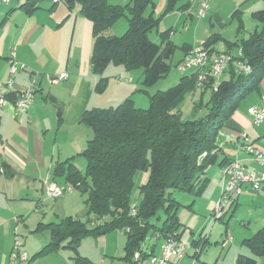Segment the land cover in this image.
Here are the masks:
<instances>
[{"label":"crops","instance_id":"obj_1","mask_svg":"<svg viewBox=\"0 0 264 264\" xmlns=\"http://www.w3.org/2000/svg\"><path fill=\"white\" fill-rule=\"evenodd\" d=\"M25 1L8 0L7 3L5 0L0 1V13L6 8L10 9L9 13L5 10V16L0 26L10 19L16 22L15 27L11 30H9V26L6 32L3 29L1 30L4 32L0 30V82L7 78L9 56L12 52L14 53L13 57L25 64L26 67L15 74L13 84L5 87V92L24 91L29 87L30 80H35L33 85L34 102L27 111L24 110L14 117L11 102L6 103L0 109V164L5 169L4 172H0V234L5 239L0 247V264L7 262L6 255L11 247L12 227L15 231L18 230L16 228L18 223L27 226L25 217L34 211L37 214L40 210L42 211V206L47 204V200H43L41 196L45 193L46 184L53 180L52 172L55 165L58 162L71 159L80 169L79 164L82 162L79 159L83 157L80 152L86 147L87 141L91 137L90 128L81 121L83 112L101 106L105 102L112 104L118 99L104 96L110 85L125 87L124 90L130 91V88H135L132 87L133 75H139L136 72L132 74L130 70L121 65L109 67L110 64L100 73L92 71L90 62L93 45L92 25L80 13L79 4L77 6L74 4L69 8L67 4L60 5V1L53 3L51 0H47L49 4H43L40 0L37 2V8L28 13L20 8ZM107 1L111 4H125L128 0ZM150 1L151 5L147 7L145 14L152 11L153 15L158 18V24L153 28L155 37L151 40L159 42L160 34L169 32L168 40L181 50L178 62L184 56L185 49L191 46H202V43L213 33L220 37L210 46L214 52L227 50L226 41L236 42L246 39L250 33L260 30L261 27L260 22L255 20L252 14L264 9V0H210L206 14L198 18L195 14L197 1L189 3L188 0H177L174 8L170 11H165L167 0ZM4 4L7 6L6 8ZM48 14L50 16H47ZM227 26L230 27L229 35H226ZM118 27L115 28L112 25L107 33L119 35L118 32H124L127 28V20L124 23L121 22ZM180 27L182 31L177 32V28ZM178 34L180 41L177 39ZM237 49L234 46L231 51L235 53ZM63 72L67 73L66 78L50 82V78L58 77ZM182 72L184 73L181 77L194 73L193 70ZM110 74H114L115 77L119 76L118 80H127V82H114L113 79H109ZM141 75L143 72L140 77ZM228 77L229 72L226 70L217 78L216 82ZM128 81L131 84H128ZM103 82H105V87L99 92L97 86ZM135 90L145 93L147 98L156 92L151 93L150 90L147 91L144 88L142 90L140 87ZM117 91L119 90L114 93ZM195 94L200 95L199 90L192 95ZM123 96L129 98L127 93ZM263 100L264 75L256 88L248 91L238 100L226 126L219 131L216 139L215 160L205 168L206 183L200 193L195 195L184 192L183 201H181L184 203L179 202V205L184 204L182 215L188 216L181 218L176 211L179 226L182 227L180 231L178 227L177 232L180 241L184 244L188 243L189 248L183 258H171L167 264H194L195 262L190 259L199 260L202 251L205 250L206 243L211 242L208 235L204 234V229L210 222L209 212L214 208V203L224 184L220 168L225 162L236 158L245 168L264 173V165L256 162L249 152L239 148L242 141L239 134L244 131L248 142L264 150V119L258 125L252 124L250 115L246 111L247 107L257 106ZM54 181L59 184L65 183L62 179ZM261 190L264 191V185ZM259 191L251 189L248 184L244 183L241 185L240 195L243 193V197H250L251 193H257L251 197H263L262 200H264V196L260 195ZM65 195L66 193L63 196ZM238 196L233 203L235 205L238 204ZM59 198L48 199L58 200L57 203L62 204H65L69 199L59 200ZM33 204H35L34 209L31 208ZM233 204L228 205V209ZM67 210H63L64 213H55L53 209L51 219L38 221L31 231H44L43 229L36 230L39 222H57L59 216L68 215L69 210ZM17 212L22 214H18L21 218L16 222ZM43 216L48 215L44 213ZM222 216L219 220L223 219ZM16 217L18 218V216ZM53 217L57 219H52ZM263 226L264 216L256 222L254 228L256 231L253 230L256 233ZM245 229L246 231L242 232L238 239L234 235L230 236L231 241L228 243L230 246L227 255L222 254L221 250L218 252L213 250L214 252L206 260H203V264H210L215 255L214 264H219V260L222 264L227 259L232 264H236L235 259L239 254L252 255L244 243L245 239L255 234L249 233V221L245 223ZM185 234L186 236H184ZM184 237L187 238V241L184 240ZM48 240H50L49 234L43 240H36L33 249L35 253L31 254L32 258H29L28 255L27 264L36 263L37 260L33 259L40 255L35 254L49 242ZM149 241L150 243L145 244L147 252L157 254L161 250L162 240L150 238ZM198 245L201 250L199 253H195V246ZM23 248L25 249L24 244ZM62 249L67 248H58L51 252L57 253ZM212 249H217V247ZM256 264H264V256L256 257Z\"/></svg>","mask_w":264,"mask_h":264},{"label":"trees","instance_id":"obj_2","mask_svg":"<svg viewBox=\"0 0 264 264\" xmlns=\"http://www.w3.org/2000/svg\"><path fill=\"white\" fill-rule=\"evenodd\" d=\"M39 1L26 0L20 8L29 13ZM64 1L69 8L78 3L80 13L91 22L90 62L94 73L102 72L109 64L128 70L142 68L141 83L147 87L169 72V60L176 45L168 40L169 32L161 33L159 42L148 37V32L158 24L152 11L145 14L150 0H128L125 4H111L107 0ZM176 1L167 0L165 11L172 10ZM121 16L127 18L124 33L108 34L107 30ZM252 16L260 22V30H254L246 39L226 41V51L235 46L242 55L234 56L229 63L227 79L216 82L211 78L199 90L197 102L205 107L200 116L183 119L179 109L185 94L194 87L195 73L183 75L167 89L156 90L150 95L147 108L136 107L127 98L117 106L93 107L83 112L81 121L91 130V137L80 152L86 160L85 171L81 173L68 159L55 165L52 178L62 179L87 194L84 200L89 226L69 214L57 222H39L36 230H48L50 240L35 255L69 248L78 264H92L78 253L81 240L87 235L121 229L126 234L124 259L130 264H142L152 254L144 249L147 238L163 240L177 231L179 202L173 196L174 191L200 193L206 183L205 168L215 160L219 131L226 126L238 100L256 88L264 75V9ZM218 39L219 35L213 33L202 46L213 52L210 46ZM238 59L248 64V73L236 71L234 60ZM104 87L105 82L100 83L97 90L100 92ZM206 93L209 95L204 103ZM6 97L13 100L16 92L6 93ZM0 167L4 169L1 164ZM138 170H147L148 176L139 187L141 201L137 213L131 215V195ZM158 211L163 213L161 225L152 221ZM160 218L157 216V220ZM244 243L252 255L239 254L236 264H256V257L264 256V226ZM136 250L140 252L137 261L133 259Z\"/></svg>","mask_w":264,"mask_h":264},{"label":"rangeland","instance_id":"obj_3","mask_svg":"<svg viewBox=\"0 0 264 264\" xmlns=\"http://www.w3.org/2000/svg\"><path fill=\"white\" fill-rule=\"evenodd\" d=\"M41 2H43V4H49L47 0H42ZM1 4L3 3L1 2ZM63 4H66V2L64 0L63 1L60 0V5H63ZM75 4L77 6L78 3H75ZM4 6L5 8L7 7L5 4ZM5 10L7 11V13L10 12V9L8 8H6ZM5 10H3V12L0 13V23L3 17L5 16ZM47 16H50V15L48 14ZM126 20H127L126 16H121L114 23L115 28H119L118 25H120L121 22L123 23L126 22ZM15 23L16 22L13 19H10L9 21L7 20L3 25L0 26V30L3 29L6 32L8 30V26L10 28L9 30H11V28L15 27ZM228 26L226 27L227 28L226 35H229L230 33L229 31L230 27ZM4 31L1 30V32H4ZM181 31H182L181 27L177 28V32H181ZM118 33L119 35H121L124 32L122 31ZM148 35L150 39H154L155 29L150 31ZM177 39L178 41H180L179 40L180 35L178 36ZM13 49H15V47H13ZM180 57H181V50L180 48H176L174 51V54L169 60L171 63V68L169 72L163 77L159 78L154 84L147 86V87H144L140 82L142 78V75L140 77V74H142V68L131 69L130 71L132 72V74H135V72L139 74L138 76L133 75L134 80L132 83L133 85L132 87H135V88H130V91H129L128 89L124 90L125 87H115L113 85L112 86L110 85V88L108 89L106 87L107 91L105 89L106 92L104 93L105 95L104 94L103 95L110 97V98L115 97V99H118V100H116L115 102H112V104H109V102L108 103L105 102L104 104H101V106H98V107H109V105L117 106L118 103L128 98V96L126 98H124L125 96H123L124 94L127 93L133 103L132 105L136 107L147 108L149 105V99H148L149 97L147 98L145 93L136 91L135 89L140 87L142 88V90L144 88L145 90L147 91L150 90L151 93H153L154 91L158 89L164 90L176 84L178 82V79H180L181 75L184 73L180 71L177 67V62ZM114 66L115 65H112V64L109 65V67H114ZM110 75L111 76L109 77V79L111 80L113 79L114 82H121V81H123L124 83L127 82V80H118L117 77L119 76L115 77L114 74H110ZM128 84H131V83H129L128 81ZM113 90L115 91L119 90V91L114 93L115 91ZM208 95H209L208 93L204 94V97H203L204 103L208 100ZM98 96H101V94H98ZM103 98H106V97H103ZM197 101H199V94H195V95H191L190 93L185 94L183 101L179 105V109L181 111V117L183 119L195 118L205 112V107L203 106V104L200 105L199 102ZM196 102H197L198 107L194 109V104ZM79 160H81L82 162V164L81 163L79 164L81 173H84L86 161L84 160L83 157H81ZM147 176H148L147 170H138L134 177V183H133L134 187L132 190L131 199H132V202L136 204H139L141 201V193H140L139 187L147 181ZM183 194L185 193L181 191H174L173 196L178 202L184 203V202H181L183 201V197H182ZM251 194H252L251 196L257 195V193L256 194L251 193ZM259 194L264 196V191L263 190L259 191ZM86 196H87L86 193L82 194L78 189L74 188L71 192H67L65 196L59 198V200H62L63 198H67V199L69 198L67 202H65V204H62V203H57L58 200L54 201V199H48L46 196V193L42 194L41 198L43 200H47V204L42 206V211L40 210L37 214L34 211L33 213L29 214V216H26V217L24 216L26 218L25 223L27 224V226H25L23 223H20V224L18 223L17 224L18 227L16 226L18 230H15V231L12 227V233H11L12 240H11V247L8 252V255L12 249L15 238L18 237L20 239V242L24 244L25 249L27 250V253L29 255V258L30 257L32 258L33 255L31 254L35 253L33 249L35 247L36 240L37 241L43 240V238L47 237L49 233L47 230H44L42 232L40 231L32 232L31 230L35 228V225L37 224L38 221L42 219H44V221L50 220L51 219L50 216L53 214V209L55 213H64L63 210L68 209L70 213V214L68 213L69 215H72L78 218L79 220L83 221L86 224V226H89V222L87 218L88 213H86L87 207L85 205V200H84L86 199ZM251 196L243 197V193L241 195L239 194L238 204L237 205L233 204L229 209L227 207L228 204H226L222 211V214H223L222 220H219V218H215L212 215L213 209L212 211L209 212L208 216L210 217V222L205 227L204 234L208 235L211 242L206 243L205 250L202 251L199 260H195L193 258L190 259L192 262H195L194 264H203V260L204 259L206 260V258L214 251L218 252L219 250H221L222 254L227 255L229 252L228 247L230 246V244L228 243L229 241H231V239H229L230 236L234 235L235 238L238 239L241 233L246 231L245 223H247L248 221L250 222V232L249 233H252V234L255 233L256 230L254 228L256 226V222H258V220L264 216V200H262L263 197L255 198ZM219 197L220 195L218 196L217 200L219 199ZM215 203H214V206H215ZM34 205L35 204L32 205L31 207L32 209H34L35 207ZM183 205L184 204H180L178 206L177 214H179L181 218H184V217L186 218L188 215L186 216L182 215V212H184ZM20 213L17 212V215H16L18 216V220L19 218H21L18 215ZM44 213H47L48 216H43ZM66 216L68 215H65L63 217H66ZM157 216H161V218L157 220ZM157 216H154L152 218V221L155 222L157 225H161L162 224L161 222L163 220L162 211H158ZM63 217L59 216L58 220L56 221H59ZM52 219H57V218L53 217ZM181 228L182 227L179 226V231L181 230ZM186 234L184 236H186ZM125 237H126L125 231L121 229L112 230L104 235H96V236L87 235L83 238V240H81L79 244V247H78L79 255L86 257L92 264H130L127 260L124 259L125 251L123 250H124L125 241H126ZM149 239L150 238H147L144 244L150 243ZM3 240L5 239L3 235L0 234V247H1V244H3L2 243ZM184 240L187 241V238L184 237ZM214 247H217V249H212ZM215 256L211 260L210 264H214V262L216 261ZM33 260H37L35 264H78L75 260V254L73 253L71 249L69 250V248L62 249L61 251L57 253L56 252L43 253L42 255L37 256ZM218 263L220 264L221 260H219ZM143 264H151L149 262V258L145 259ZM222 264H232V263L230 262V260L227 259Z\"/></svg>","mask_w":264,"mask_h":264},{"label":"built area","instance_id":"obj_4","mask_svg":"<svg viewBox=\"0 0 264 264\" xmlns=\"http://www.w3.org/2000/svg\"><path fill=\"white\" fill-rule=\"evenodd\" d=\"M6 3L8 0H5ZM52 2H58L59 0H51ZM197 1L196 16L198 18L203 17L207 8L209 7L210 0H188L189 3H194ZM241 49L238 48L234 53L232 51H221V52H211L208 47L203 46H191L184 54V56L177 63L178 69L181 71L193 70L196 74L195 83L193 89L190 91V94H194L196 91L201 90L205 83L214 78L215 81L217 78L222 75L224 71L227 70L230 62L233 61L234 56H241ZM14 53H11L9 56V67L7 78L0 82V109L8 102H11L13 106V115L17 117L20 113L27 111L34 102L33 94V85L35 83L34 79L30 80V85L24 91H17L16 97L13 100H10L6 97L5 87L12 85L14 82V76L19 70L25 69L26 65L17 61L15 59ZM235 69L238 72L248 73L250 67L243 60L238 59L234 60ZM67 73L63 72L58 75V77L50 78V82H56L61 78H66ZM216 82L214 83V87ZM247 114L250 115L252 124L258 125L264 119V100L261 104L257 106H249L246 109ZM242 139L239 146L240 149H243L249 152L253 159L259 164L264 165V150L255 147L252 143L247 141V135L244 131H241L239 134ZM0 172H4V169L0 167ZM220 173L224 181L223 186L221 187L220 197L216 201L215 206L212 211V215L215 218H221L222 211L226 204L231 205L235 202L237 196L241 192V185L246 183L251 189L259 191L263 188L264 185V173L256 170H249L245 168L238 159L234 158L225 162L221 168ZM45 193L48 198H58L63 196L67 192H71L74 188L69 183L59 184L54 180L46 184ZM137 204L132 202L130 204V214L135 215L137 213ZM18 218L15 216V221L17 222ZM93 224V222L91 223ZM129 228L127 227L126 230ZM189 248L188 244H184L180 241L178 237V232L174 231L173 233L167 234V236L162 240L160 245L159 252L157 254H150L149 262L151 264H167L171 258L181 259L187 254ZM144 249L147 251L145 245ZM201 250L200 245L195 246V253H199ZM6 264H27L28 263V254L23 248L22 242L18 237L15 238L13 242L12 249L7 255ZM140 252L135 251L133 255L134 260H139Z\"/></svg>","mask_w":264,"mask_h":264}]
</instances>
